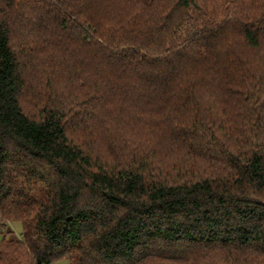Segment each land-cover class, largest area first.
Returning a JSON list of instances; mask_svg holds the SVG:
<instances>
[{
  "label": "trees",
  "instance_id": "1",
  "mask_svg": "<svg viewBox=\"0 0 264 264\" xmlns=\"http://www.w3.org/2000/svg\"><path fill=\"white\" fill-rule=\"evenodd\" d=\"M66 259L264 264V0H0V264Z\"/></svg>",
  "mask_w": 264,
  "mask_h": 264
},
{
  "label": "rangeland",
  "instance_id": "2",
  "mask_svg": "<svg viewBox=\"0 0 264 264\" xmlns=\"http://www.w3.org/2000/svg\"><path fill=\"white\" fill-rule=\"evenodd\" d=\"M9 227L13 231V234H14L15 237L21 238V227H20V225H18V224H10ZM13 234H11V235H13ZM56 264H71V260L70 259H66V260L60 261V262H58Z\"/></svg>",
  "mask_w": 264,
  "mask_h": 264
}]
</instances>
